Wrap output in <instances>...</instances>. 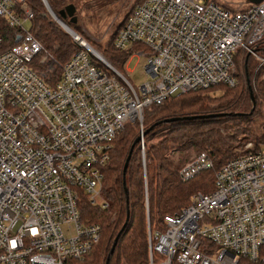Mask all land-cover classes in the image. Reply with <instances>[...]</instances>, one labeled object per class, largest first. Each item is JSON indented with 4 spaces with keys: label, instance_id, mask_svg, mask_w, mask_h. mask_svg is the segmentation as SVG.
<instances>
[{
    "label": "built area",
    "instance_id": "obj_1",
    "mask_svg": "<svg viewBox=\"0 0 264 264\" xmlns=\"http://www.w3.org/2000/svg\"><path fill=\"white\" fill-rule=\"evenodd\" d=\"M33 16L28 0H0L14 40L4 45L0 34V264H86L101 226L82 220L78 200L85 194L108 206L102 186L117 134L175 94L235 86V57L254 52L264 37V0L241 8L135 0L113 44L145 57L146 79L138 84L74 29L78 48L58 63L34 35ZM143 132L141 125L146 189ZM177 154L170 149L167 156ZM212 166L206 152H193L179 176L187 180ZM263 249L264 141L226 160L213 190L196 191L166 214L163 229L148 228L149 264H262Z\"/></svg>",
    "mask_w": 264,
    "mask_h": 264
},
{
    "label": "trees",
    "instance_id": "obj_2",
    "mask_svg": "<svg viewBox=\"0 0 264 264\" xmlns=\"http://www.w3.org/2000/svg\"><path fill=\"white\" fill-rule=\"evenodd\" d=\"M28 2L34 11L31 20L34 35L58 63L66 61L78 45L58 22L45 14L41 0ZM69 2L72 0H48L55 11ZM0 34L4 37V45L14 42L13 28L2 17ZM114 36L108 46L101 49L98 45V48L112 64L121 68L129 52L114 46ZM263 38L257 44L264 41ZM256 49L264 53V44L256 46ZM58 63L55 73L59 71ZM244 63V73L239 77L245 84L242 88L238 81L235 86L225 85L220 95L210 94L208 89L212 87L189 90L175 94L152 110L145 111L144 130L149 128L144 134L146 189L139 141L135 142L138 134H134V127L130 123L117 134L110 160L104 170L102 196L108 206L101 208L93 205L85 194H81L78 200L82 220L96 221L101 226L100 238L84 263L149 264L148 228L163 229L166 214L178 212L190 202L196 191H212L217 169L229 158L255 148L246 147L240 151L242 142L244 144L245 141L252 140L259 146L264 141V123L259 124L254 119L259 111L260 101L264 100V80L260 78L263 68L249 53L245 56ZM176 115L180 117L162 121ZM186 115L193 116L184 117ZM170 149H176L181 154L182 161L191 152L204 151L213 159V166L183 180L179 176L182 162H175L167 156ZM129 150L128 165L123 171V163ZM117 234L114 249L107 257Z\"/></svg>",
    "mask_w": 264,
    "mask_h": 264
},
{
    "label": "rangeland",
    "instance_id": "obj_3",
    "mask_svg": "<svg viewBox=\"0 0 264 264\" xmlns=\"http://www.w3.org/2000/svg\"><path fill=\"white\" fill-rule=\"evenodd\" d=\"M216 1L221 5L229 8H241L249 3L248 0H216ZM72 2L75 4L76 9L72 15H66L62 17L63 20L67 22L70 25V27L73 28L89 45H91L101 55H103L101 50L98 48V45L100 46L101 49L106 45L108 46V42L112 40V36H114V34L116 33L119 24L122 23L128 11L131 9L132 5L134 4L135 0H72ZM44 12L50 19L56 21L50 15V13L47 11L46 8ZM59 26L63 30H65V28L62 27L60 24ZM76 26H78V28H76ZM68 34L70 35L72 40L78 45V41L75 40L70 33ZM262 44H264V41L260 42V44H257L256 46H261ZM248 53L254 57V59L256 60L259 66H262L263 70L260 78L264 80V53L261 52L260 50L258 51L255 48L254 52L243 51L242 53H239L235 57L233 71L236 74L238 81L241 80V78H239L240 75L244 73V64H245L244 58ZM127 57L128 59L126 60ZM127 57L123 61L121 68L116 67L114 64L113 65L116 68L120 69V71H122L123 73H126L128 78L132 80L134 84H138L142 80L146 79V73L144 69L145 57L142 55L140 56L132 55L131 57L130 56ZM106 59L109 60V58ZM109 62L111 61L109 60ZM240 82L241 83H239L240 84L239 86L240 88H242L244 82L243 80ZM224 87H226L224 84L223 85L219 84L212 86V88L208 90L212 95H220L221 93H223L224 90L222 89ZM260 102L261 105L259 111L254 118L256 122L259 124L264 123V100H261ZM130 125L134 127L133 129L135 135L139 134L141 130V125H142V129H144L143 122L141 124L139 122L134 121V122H130ZM143 141H144V135H143ZM248 141L252 142L253 147L257 146V144L252 140H247L245 141L244 144L243 142L240 144L239 146L240 151L247 147L246 143ZM143 143L145 149V141ZM140 146L141 145L139 144V150L141 153ZM192 154L193 152H191L188 158L184 161L181 160V154L174 155L171 159L174 160L175 162L180 161V163L181 162L184 163L190 158ZM70 227L71 225L69 224L63 225L64 231L67 233L71 232L69 231Z\"/></svg>",
    "mask_w": 264,
    "mask_h": 264
},
{
    "label": "water",
    "instance_id": "obj_4",
    "mask_svg": "<svg viewBox=\"0 0 264 264\" xmlns=\"http://www.w3.org/2000/svg\"><path fill=\"white\" fill-rule=\"evenodd\" d=\"M249 2H259L260 0H248ZM75 9H76V6H75V4L73 3V2H69V3H67L64 7H62L61 9H59L58 11H55V14H56V19H57V21L60 23V24H62V22L64 21L63 20V18L62 17H64V16H66V15H72L73 14V12L75 11ZM63 26H65L64 28H65V30L68 32V33H71V32H73L74 30H73V28H71L69 25H67V24H64ZM90 47H91V49L93 50V51H97L95 48H93L91 45H90ZM98 52V51H97ZM250 92V95H251V97H252V99H253V95H252V91L250 90L249 91ZM200 115H202V116H205V115H207V114H200ZM193 115H186V116H184V117H192ZM180 116H178V115H176V116H170V117H166V118H164L162 121H169V120H173V119H177V118H179ZM147 129H149V128H147ZM146 129V130H147ZM146 130H144V134H145V131ZM140 134H138V136L135 138V142L136 141H139L140 140ZM130 151L131 150H129V153L127 154V156H126V158H125V160H124V163H123V171H125L126 170V168H127V165H128V161H129V157H130ZM125 224H126V222L123 224V227L122 228H124V226H125ZM118 235L119 234H117V236H115V238H114V241H113V243H112V245H111V248H110V250H109V253H108V255H107V257H109V255L112 253V251H113V249H114V245H115V243H116V241H117V237H118Z\"/></svg>",
    "mask_w": 264,
    "mask_h": 264
}]
</instances>
